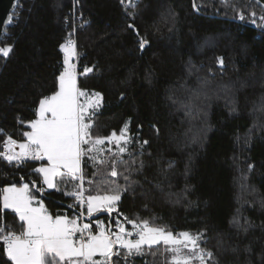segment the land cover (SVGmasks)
I'll return each mask as SVG.
<instances>
[{
    "label": "trees",
    "instance_id": "1",
    "mask_svg": "<svg viewBox=\"0 0 264 264\" xmlns=\"http://www.w3.org/2000/svg\"><path fill=\"white\" fill-rule=\"evenodd\" d=\"M261 16L264 9L252 0H19L0 42L12 47L7 58L0 56V143L9 134L24 142L39 100L58 90L64 68L60 45L79 18L71 36L77 85L102 95L92 135L119 133L128 123L132 138L124 154L113 146L114 152L102 156L123 161L117 164L119 176L110 175V163L82 158L84 186L92 194L97 186H127L117 211L95 219L129 227L127 217L174 234L203 233L201 246L214 253L216 264H264ZM141 38L147 40L143 49ZM86 67L93 71L85 73ZM39 165L8 167L0 161V189L28 183L50 214L75 218L76 207H68L73 198L64 192L78 180L41 195L32 188L33 181L42 184L33 171ZM129 166L135 170L125 181ZM21 223L6 210L5 225L19 233ZM113 259L168 264L162 244L145 246L143 255L127 260ZM0 264H11L2 246Z\"/></svg>",
    "mask_w": 264,
    "mask_h": 264
},
{
    "label": "snow or ice",
    "instance_id": "2",
    "mask_svg": "<svg viewBox=\"0 0 264 264\" xmlns=\"http://www.w3.org/2000/svg\"><path fill=\"white\" fill-rule=\"evenodd\" d=\"M121 2L124 3V0ZM193 7H196L195 2ZM250 15L255 17L256 13ZM239 17L243 20L244 14L239 13ZM260 19L264 20V16ZM7 22H11V17ZM71 36L70 33L60 45L64 54V68L58 76V90L39 100V106L35 110L36 118L27 122L30 131L23 133L26 138L24 142L12 139L10 134L5 138L0 145V158L17 166L28 160H46L47 165L33 170L42 176L40 186H37L35 181L32 183L36 192L43 195L46 191L44 185L47 189L59 191L60 182L67 184L79 180L72 191L64 192L65 196L75 200V203L68 207L82 206L86 201L89 217L100 211L111 214L116 211V203L121 199V193L127 191V186H97L96 194H92L91 188L83 187L82 158L88 156L94 163H110V175L119 176L121 173L117 170V164L123 163L122 160L105 161L90 154L102 153L104 149L99 146L105 142L114 144L118 154H124L132 138L128 135L127 123L119 133L113 131L106 137L92 135V115L101 106L102 95L99 92L89 94L77 87L76 65L71 61L78 53ZM146 44L147 40L141 38L140 48L143 49ZM11 51V46L0 47V56L7 58ZM218 63L223 66V59L218 58ZM84 71L88 73L93 69L86 67ZM81 97H85L83 103L80 101ZM84 145L88 147L85 148ZM107 151L112 152V149L108 148ZM140 167H143V162ZM251 167L252 165H249V168ZM125 170L129 175L123 178L129 181L131 172L135 169L129 166ZM66 177L68 179H65ZM23 180L21 177V181ZM92 183L89 181V184ZM6 210L14 213L22 222V230L19 233L4 224ZM80 215L82 216L83 212ZM125 219L135 229V239L128 238L133 236V232L126 230L119 220L116 221L117 231H111L110 227H100L98 222L100 230L93 234L88 223H78L79 217L70 219L67 215L53 216L33 194L28 183L17 186L13 182L10 186L0 189V246L11 264H116L114 257L123 255L127 260L132 255H143L144 246L152 248L161 243L165 246V252L171 254V264H216L214 253L201 246L203 233L192 234L184 231L174 234L166 227L152 226L147 220L136 221L127 217ZM97 254L102 259H93Z\"/></svg>",
    "mask_w": 264,
    "mask_h": 264
},
{
    "label": "rangeland",
    "instance_id": "3",
    "mask_svg": "<svg viewBox=\"0 0 264 264\" xmlns=\"http://www.w3.org/2000/svg\"><path fill=\"white\" fill-rule=\"evenodd\" d=\"M128 1H130V0H128ZM73 64H75V57L72 59V61H71ZM76 73H77V70H76ZM77 80H78V73H77ZM77 87H78V85H77ZM82 91V90H81ZM88 93V92H87ZM89 94H91V93H89ZM80 101L83 103L84 101H85V97H81L80 98ZM101 104H102V101H101ZM100 108V107H99ZM98 108V109H99ZM98 109H96L95 111H97ZM127 125H128V123H127ZM105 143H107V142H105ZM108 144V143H107ZM102 145V146H99V147H101V148H103L104 149V151L102 152V153H100V154H97V153H92V154H90V155H94V156H97V159H103L102 158V156H104V152L105 151H107V149L108 148H111V149H113V146H115V145H110V144H108V145ZM83 147H85V148H87L88 146L87 145H84ZM115 150L113 149V151L112 152H114ZM40 164H41V162H40ZM45 165H47V163H44V164H41V166H45ZM101 166H102V164H101ZM101 169H103V167H101ZM102 171V170H101ZM100 171V172H101ZM78 183H79V180H78ZM44 186H46V185H44ZM83 187L85 188V186H84V183H83ZM46 189H47V186L45 187ZM48 190V189H47ZM86 194V193H85ZM37 199H39V198H37ZM40 200V199H39ZM118 203H119V201L116 203V211H117V208H118ZM85 207H86V210H87V203L85 204ZM116 211H114V212H116ZM114 212H112V213H114ZM102 213H108L107 211H100V212H94L93 213V215L91 216V217H89L88 216V218H91V219H95V216H97L98 214H102ZM109 214V213H108ZM88 215V214H87ZM98 222H100V227H104V228H109L110 227V229H111V231H113V232H115V231H117L118 229L116 228V224H115V226L114 225H112V224H107V223H105L103 220H93V223H94V225L96 226V230L94 231V233L93 234H95V233H97L99 230H100V227H98ZM121 222V221H120ZM88 223V222H87ZM122 224H123V226L125 227V225L126 224H124L123 222H121ZM89 225H90V229H91V223H88ZM131 225V224H130ZM113 227H114V230H112L113 229ZM131 227H132V225H131ZM125 229L126 230H128L127 229V225H126V227H125ZM128 231H132V230H128ZM133 232V236H135V230H133L132 231ZM133 236L132 237H128L129 239H135V238H133ZM162 244V243H161ZM163 245V244H162ZM145 247V246H144ZM147 247V246H146ZM155 247V246H154ZM164 251H165V246H164ZM185 252H187V250L185 249L184 250ZM167 254V263L168 264H171V254L170 253H166ZM98 255V254H97ZM96 255V256H97ZM94 258V257H93Z\"/></svg>",
    "mask_w": 264,
    "mask_h": 264
},
{
    "label": "water",
    "instance_id": "4",
    "mask_svg": "<svg viewBox=\"0 0 264 264\" xmlns=\"http://www.w3.org/2000/svg\"><path fill=\"white\" fill-rule=\"evenodd\" d=\"M18 1L19 0H0V42L10 24L7 22L8 18L11 17L12 19V14L15 12ZM252 1L264 9V0Z\"/></svg>",
    "mask_w": 264,
    "mask_h": 264
},
{
    "label": "built area",
    "instance_id": "5",
    "mask_svg": "<svg viewBox=\"0 0 264 264\" xmlns=\"http://www.w3.org/2000/svg\"><path fill=\"white\" fill-rule=\"evenodd\" d=\"M78 20H79V18H76V17L73 18V22H74L73 31H72V33H73L72 35L73 36L75 34L76 29L79 28V25L77 24V22H75V21H78ZM2 144H3V142L0 143V145H2ZM16 150L18 151L19 149L17 148ZM0 161L5 163L8 167H12V166L16 165L15 163L9 164L7 161L3 160L2 158H0ZM40 162L41 161L28 160L25 163H40ZM73 201L75 203L74 198H73ZM84 207H85V203L82 206L81 205H77L76 208H75L76 209V217H79L78 223L81 224V225L84 224V223H87V217H86L85 212H84ZM81 212H83L82 216L80 215ZM78 236H79V233L77 234V237Z\"/></svg>",
    "mask_w": 264,
    "mask_h": 264
},
{
    "label": "crops",
    "instance_id": "6",
    "mask_svg": "<svg viewBox=\"0 0 264 264\" xmlns=\"http://www.w3.org/2000/svg\"><path fill=\"white\" fill-rule=\"evenodd\" d=\"M75 61H76V56H75ZM76 65V64H75ZM76 70H77V68H76ZM30 131V130H29ZM44 163H47V161L46 160H43V161H41V164H44ZM41 164L38 166V167H40L41 166ZM41 176V175H40ZM41 178H42V176H41ZM67 178V177H66ZM46 187V186H45ZM48 190H53V189H48ZM86 203V202H85ZM86 215H87V210H86ZM99 215V214H98ZM87 217H88V215H87ZM96 217V216H95ZM89 219H91V218H89ZM125 227H126V225H125ZM96 229V226L94 225V223H93V221L91 222V229ZM127 229L128 230H135V229H133L132 227H131V225L129 226V227H127ZM112 230H114V228L112 229ZM94 233V232H93ZM136 236H133V238H135ZM93 259H96V260H100V259H102L99 255H97V256H95Z\"/></svg>",
    "mask_w": 264,
    "mask_h": 264
}]
</instances>
